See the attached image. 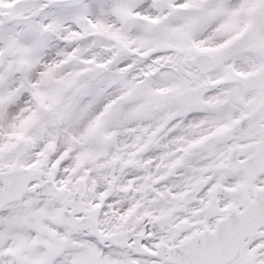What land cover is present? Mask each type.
I'll return each mask as SVG.
<instances>
[{
    "label": "snow or ice",
    "instance_id": "1",
    "mask_svg": "<svg viewBox=\"0 0 264 264\" xmlns=\"http://www.w3.org/2000/svg\"><path fill=\"white\" fill-rule=\"evenodd\" d=\"M0 264H264V0H0Z\"/></svg>",
    "mask_w": 264,
    "mask_h": 264
}]
</instances>
